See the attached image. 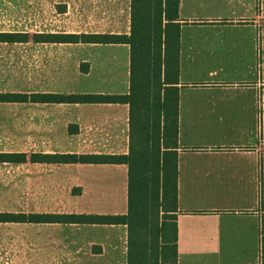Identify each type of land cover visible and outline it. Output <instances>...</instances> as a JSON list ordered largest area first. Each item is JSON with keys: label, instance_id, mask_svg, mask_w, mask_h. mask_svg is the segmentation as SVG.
<instances>
[{"label": "crops", "instance_id": "1", "mask_svg": "<svg viewBox=\"0 0 264 264\" xmlns=\"http://www.w3.org/2000/svg\"><path fill=\"white\" fill-rule=\"evenodd\" d=\"M40 1H54L56 14L64 17L76 3L98 1L94 14L100 15V25L96 31L22 30L29 34L28 41H0V71L4 66L20 70L16 45L24 43H31V63L37 68L30 90L17 81H0V93L129 94L128 43L44 41L35 36L130 35L132 0H32L35 5ZM179 14L176 264H264V0H181ZM24 103L37 108L30 114L35 120L32 127L48 134L37 139L42 148L30 153L21 148ZM0 106L5 109L0 113V136H8L0 139V152L29 157L33 153H129V103L0 101ZM26 163L57 167L64 174L46 175L44 187L47 196L61 200L63 209L29 213H71L66 206L86 192L104 194L110 208L87 214L128 212L125 163L33 162L30 158ZM26 163L1 162L0 166ZM73 166L86 168L88 174L76 175L70 171ZM119 193L127 200L123 211L117 209ZM0 212L23 213L17 208ZM24 230L30 234L24 236ZM112 236L121 243L120 257L113 251L118 246ZM127 242L124 223L0 221V264H128ZM28 245L29 250H24Z\"/></svg>", "mask_w": 264, "mask_h": 264}, {"label": "trees", "instance_id": "2", "mask_svg": "<svg viewBox=\"0 0 264 264\" xmlns=\"http://www.w3.org/2000/svg\"><path fill=\"white\" fill-rule=\"evenodd\" d=\"M181 0H132L131 33L40 34L44 41L128 43L130 93L13 94L0 101L124 102L130 105L128 154L6 153L1 162L125 163L129 168L126 214L9 213L0 221L126 224L128 264H176L178 211V103ZM28 41L25 32H0V41ZM87 68H84L86 70Z\"/></svg>", "mask_w": 264, "mask_h": 264}, {"label": "rangeland", "instance_id": "3", "mask_svg": "<svg viewBox=\"0 0 264 264\" xmlns=\"http://www.w3.org/2000/svg\"><path fill=\"white\" fill-rule=\"evenodd\" d=\"M0 0V30H23L27 32H34L35 30H74V31H96L100 25L97 21L100 15L94 14L98 11L101 4L98 1H88L81 6L76 3L75 6L70 8L71 13L69 16L57 15L55 7L52 5L54 1L41 2L35 5L32 0ZM67 18V19H66ZM22 64L20 70L7 68L4 66L0 71V81H17L22 84L24 90H30L32 84L35 83L34 75L37 74L36 66L31 63V43H24L16 45ZM20 48V50H19ZM43 71L39 70V77ZM42 79V78H40ZM37 109L36 106L30 103H24L22 106L23 123H22V149L31 152L32 149L42 148L41 140L37 139L46 137V131L43 129H34L32 124L34 119H31V111ZM41 108H39L40 110ZM46 108L43 107L42 110ZM4 108L0 106V113L4 112ZM44 119H39V122H45ZM2 137L8 136H0ZM48 137V136H47ZM12 140V136H11ZM1 143V142H0ZM57 167L47 166L44 164H31L26 163L22 165H1L0 166V209H22L23 212L42 211V210H58L64 205L59 198L55 196H47L44 192L46 175L51 174L56 177L62 174L61 170ZM70 171L75 170L76 175L88 174L86 168L73 166ZM98 168V167H95ZM51 171H48V170ZM66 172V170H64ZM67 173V172H66ZM75 175V174H74ZM100 176L106 177V174ZM106 179V178H104ZM119 179V178H118ZM33 180V181H32ZM39 186V188H38ZM35 187H37L35 189ZM9 188V189H8ZM22 192H20V189ZM42 188V191H41ZM7 189V190H6ZM49 195V194H48ZM52 195V194H50ZM118 201L117 209L119 211L125 210L127 207V200L125 196H121L116 200ZM109 201L104 194L86 192L82 197H78L69 205L66 206L68 212L82 211L95 212L97 210H109ZM63 209V208H62ZM110 211V210H109ZM83 232V231H82ZM78 233V231L76 232ZM30 234L29 230H24V236ZM111 241L115 242L118 249L113 250L116 255L120 257L119 245L121 244L118 238L111 237ZM28 241L24 240V243ZM112 242V243H113ZM29 250V245L24 247V250ZM25 264V263H24Z\"/></svg>", "mask_w": 264, "mask_h": 264}]
</instances>
